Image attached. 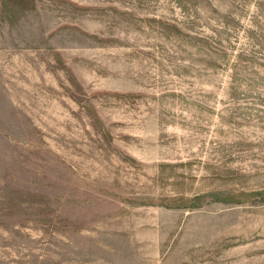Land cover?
<instances>
[{
	"label": "rangeland",
	"instance_id": "374dc122",
	"mask_svg": "<svg viewBox=\"0 0 264 264\" xmlns=\"http://www.w3.org/2000/svg\"><path fill=\"white\" fill-rule=\"evenodd\" d=\"M0 264H264V0H0Z\"/></svg>",
	"mask_w": 264,
	"mask_h": 264
}]
</instances>
